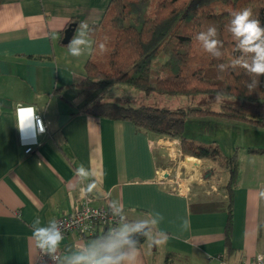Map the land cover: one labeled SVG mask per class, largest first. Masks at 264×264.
Wrapping results in <instances>:
<instances>
[{
	"label": "crops",
	"instance_id": "crops-1",
	"mask_svg": "<svg viewBox=\"0 0 264 264\" xmlns=\"http://www.w3.org/2000/svg\"><path fill=\"white\" fill-rule=\"evenodd\" d=\"M108 1L0 0V264H38L29 225L37 216L47 223L70 212L81 194L75 176L81 164L93 173L96 188L88 195L95 199L93 205L108 209L110 200H118L129 220L148 211L163 215L159 229L169 234L167 243L145 242L138 264H163L168 252L176 256L170 264L251 262L264 253V154L241 156L232 191L228 252L223 240L227 198L221 189L226 179L222 171L203 160H180L177 140L84 112L86 103L137 106L144 101L137 94L98 97L75 88L90 54L69 56L61 43L62 31L73 20L71 39L79 23L97 24ZM150 94L147 97L153 98ZM18 106L32 108L44 125L28 154L21 140L31 138V126L17 127ZM184 133L209 143L186 124ZM261 147L264 140L248 148ZM186 159L191 160L190 167H185ZM184 220L190 222L187 228ZM98 234L86 238L67 234L59 254Z\"/></svg>",
	"mask_w": 264,
	"mask_h": 264
},
{
	"label": "trees",
	"instance_id": "trees-1",
	"mask_svg": "<svg viewBox=\"0 0 264 264\" xmlns=\"http://www.w3.org/2000/svg\"><path fill=\"white\" fill-rule=\"evenodd\" d=\"M245 8H250L264 26V0H109L101 20L91 25L94 51L84 63L82 79L75 85L80 94L98 97L106 88L121 83L145 95L157 92L170 96L216 97L219 92L225 93V98L238 101L219 104L215 111L200 106L168 110L122 105L118 101L86 103L84 107H87L84 112L92 117L127 122L136 131L177 140L181 157L206 160L226 175L221 189L227 198L223 240L228 252H231L232 191L239 172L237 148L225 155L215 142L204 143L186 137L184 129L187 119L195 117L247 123L264 130L263 77L256 89L249 90L245 82H250V74L243 68L229 67L220 72L216 67L221 63L231 65L241 55L225 25L234 12ZM74 24L70 20L62 33L69 26L74 30ZM210 25L217 27V39L222 43L219 59L205 52L195 39ZM68 41L62 46H67ZM100 43L105 44L103 52L98 48ZM154 67L156 71L152 70ZM160 73L163 77H159ZM245 103L255 106L256 110L246 112L241 106ZM249 154H264V147L247 148L244 155ZM185 163L192 162L186 159ZM107 229L106 225L97 223L93 235L97 232V236L102 235ZM175 258L174 253L168 252L163 264H170Z\"/></svg>",
	"mask_w": 264,
	"mask_h": 264
},
{
	"label": "clouds",
	"instance_id": "clouds-1",
	"mask_svg": "<svg viewBox=\"0 0 264 264\" xmlns=\"http://www.w3.org/2000/svg\"><path fill=\"white\" fill-rule=\"evenodd\" d=\"M225 28L235 40L236 48L241 55L235 58L231 65L221 63L216 67L220 72H225L229 67L243 68L250 74V82H245L246 87L254 90L260 83V77H264V26L254 17L250 8H245L234 12ZM91 33L92 28L87 21L78 24L75 34L66 46L69 56L80 58L94 51ZM217 36V27L210 25L205 31L199 32L195 39L205 52L219 59L222 55L219 51L222 43ZM98 48L103 52L105 44L100 43ZM224 99L225 93L218 92L215 103H222ZM17 112V127L23 130L32 122L35 111L19 107ZM75 176L79 181L81 196L87 197L96 188L94 180L91 179L92 171L81 164L75 169ZM108 209L113 218V226L102 235L84 241L78 248L72 246L63 254L59 253L65 236L62 225L55 218L43 223L39 216L35 217L29 225L31 239L40 255L49 257L53 264H138L140 250L145 242L152 246L167 243L169 234L159 229L164 220L161 213L148 211L129 220L118 200H110ZM189 223L184 220L182 226L187 228ZM256 260L257 264H264V253L257 255Z\"/></svg>",
	"mask_w": 264,
	"mask_h": 264
},
{
	"label": "rangeland",
	"instance_id": "rangeland-1",
	"mask_svg": "<svg viewBox=\"0 0 264 264\" xmlns=\"http://www.w3.org/2000/svg\"><path fill=\"white\" fill-rule=\"evenodd\" d=\"M153 71H156V68L154 67L152 69ZM159 77H163V75H159ZM124 94V95H140L142 96L141 100H144L141 104L143 106H149V107H156V108H163L168 110H173L177 108L182 109H189L193 107H204L209 110L215 111L218 110L219 104H235L238 101L234 99H228L225 98L222 103H215V97L213 96H170L167 94H160L157 92H149L151 93L148 98V94L145 95L143 91L138 90L136 88L121 84V83H115L114 85L106 88L103 91V94ZM213 104V107L211 105ZM238 105V104H236ZM244 110L246 112H254L256 110V107L251 104H242ZM202 122H196L200 121ZM223 121V122H219ZM205 124H202V123ZM187 130H193L196 136H200V138L203 141L206 142H212L211 140H215L219 146V148L222 150L223 154L230 155L234 152V150L237 148V155L239 159V163L241 160V156L245 154L246 149L249 146H253V144L256 142V146L261 144V141L264 140V136H261L260 132L264 133L263 129L254 127L253 125L247 124V123H236V122H230L225 121L221 119L216 118H195V117H189L186 122ZM243 127V128H242ZM249 128H255L256 132L255 135L248 132L247 129ZM201 129V130H200ZM205 132V133H204ZM207 133V134H206ZM237 146V147H236ZM180 160H182V157H180ZM206 161V160H203ZM208 162V161H206ZM209 165L210 162H208ZM184 165V164H183ZM185 167H190V163H185Z\"/></svg>",
	"mask_w": 264,
	"mask_h": 264
},
{
	"label": "built area",
	"instance_id": "built-area-1",
	"mask_svg": "<svg viewBox=\"0 0 264 264\" xmlns=\"http://www.w3.org/2000/svg\"><path fill=\"white\" fill-rule=\"evenodd\" d=\"M18 108L19 106L15 109L16 119H18ZM30 126L31 138L27 139L26 141L21 140V143L25 146L23 151L24 154H28L32 151V147L36 145V137L44 133L42 119L37 114H35ZM178 152V156L181 157L180 153ZM93 202H95V199L92 197H82L80 194L74 200L70 212L63 217L56 219L62 225L64 236L71 232H75L82 238H86L87 236H91L93 234L94 225L97 223L100 225H106L108 228L113 226V218L107 212L105 206L101 203L98 205H93ZM36 262L38 264H53L49 257H42L39 251L37 253ZM218 264H224V262L219 261ZM247 264H257L256 257Z\"/></svg>",
	"mask_w": 264,
	"mask_h": 264
},
{
	"label": "water",
	"instance_id": "water-1",
	"mask_svg": "<svg viewBox=\"0 0 264 264\" xmlns=\"http://www.w3.org/2000/svg\"><path fill=\"white\" fill-rule=\"evenodd\" d=\"M72 33H73V26L67 27L63 32L61 43L65 44L70 39Z\"/></svg>",
	"mask_w": 264,
	"mask_h": 264
},
{
	"label": "bare ground",
	"instance_id": "bare-ground-1",
	"mask_svg": "<svg viewBox=\"0 0 264 264\" xmlns=\"http://www.w3.org/2000/svg\"><path fill=\"white\" fill-rule=\"evenodd\" d=\"M27 131H28V130H27ZM27 131H26V132H27ZM28 133H29V131H28Z\"/></svg>",
	"mask_w": 264,
	"mask_h": 264
},
{
	"label": "snow or ice",
	"instance_id": "snow-or-ice-1",
	"mask_svg": "<svg viewBox=\"0 0 264 264\" xmlns=\"http://www.w3.org/2000/svg\"><path fill=\"white\" fill-rule=\"evenodd\" d=\"M29 115H30V113H29Z\"/></svg>",
	"mask_w": 264,
	"mask_h": 264
}]
</instances>
